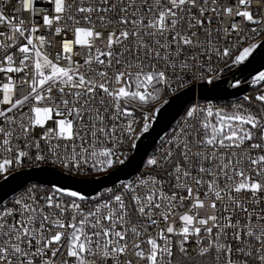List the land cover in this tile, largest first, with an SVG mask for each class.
I'll return each mask as SVG.
<instances>
[{"label":"snow or ice","instance_id":"snow-or-ice-1","mask_svg":"<svg viewBox=\"0 0 264 264\" xmlns=\"http://www.w3.org/2000/svg\"><path fill=\"white\" fill-rule=\"evenodd\" d=\"M12 2L0 74L29 91L0 84L2 181L25 165L130 166L162 96L215 90L264 43V0H46L39 18L37 0H14L28 22ZM252 85L230 109L189 106L134 179L0 199V264H264V71Z\"/></svg>","mask_w":264,"mask_h":264},{"label":"water","instance_id":"water-1","mask_svg":"<svg viewBox=\"0 0 264 264\" xmlns=\"http://www.w3.org/2000/svg\"><path fill=\"white\" fill-rule=\"evenodd\" d=\"M262 69H264V45H261L243 65L235 67L228 76L218 81L215 90H212L211 86H209L196 94L184 88L170 96L166 100L167 103L163 102L158 106L160 111L152 121L150 130L137 142L138 148L130 153V166L126 164L122 166L121 170L108 175L86 177L69 174L47 165L20 169L14 171L12 175L8 177L7 181L0 180V199L5 201L8 200L26 184L33 182L46 186L57 184L91 196L117 181L126 180L139 172L148 152L166 135L174 121L191 101L195 98L232 100L244 97V92L249 87V83H244V81L254 76ZM237 79L241 81L239 88L233 89L229 87L228 84L223 83L224 80L234 82Z\"/></svg>","mask_w":264,"mask_h":264},{"label":"built area","instance_id":"built-area-1","mask_svg":"<svg viewBox=\"0 0 264 264\" xmlns=\"http://www.w3.org/2000/svg\"><path fill=\"white\" fill-rule=\"evenodd\" d=\"M3 3V0H0V4ZM46 3V0H37V8H36V17L39 18L40 14H41V9L44 7ZM5 10L7 12V14L9 15H12V16H21L25 22H28L30 19H31V15L29 12L27 11H22V5L20 3H15L14 0L12 3L8 4V5H5ZM44 30L41 29V32H43ZM262 42H264V35H261V37L259 38ZM262 45H264V43H262ZM54 54V53H53ZM63 64V66L65 67H71L72 66V61H62L61 62ZM234 68H232L231 70L229 71H226L224 76L222 77V79H224L226 76H228L232 71H233ZM261 71H264V69H262ZM260 72V71H259ZM258 72V73H259ZM257 73V74H258ZM255 74V75H257ZM254 75V76H255ZM8 76H13L18 82H19V86L17 88V96L18 98L19 97H23L24 95H26L29 91V88H28V85L27 84H24L23 81L25 79L24 77V74L23 73H19V74H7V76L3 75V74H0V84H3V83H7L8 82ZM250 77L248 78L246 81H244V83H249V87L247 88V90L244 92V96L245 95H253L255 94V86L252 85V79L253 77ZM30 79V77H29ZM182 90V89H180ZM179 90V91H180ZM177 91V92H179ZM175 92V93H177ZM175 93L171 94V95H167L165 96L161 101H159L157 104H156V107H158L161 103H163L164 101H166L170 96L174 95ZM244 97H241V98H236V99H232V100H216V99H212V98H207V99H198V98H195L193 101H191L189 104H188V107L191 106L192 104L194 103H200V104H208V103H212V104H215L217 107H225V108H228L230 109L232 105L234 104H240V103H244V100H243ZM184 113L182 112L180 114V116L174 121V123L172 124V126L170 127V129L168 130V132L166 133V135L160 140V142L154 146L149 152L148 154L146 155V157L144 158L143 160V164H142V167L141 169L144 167V161L145 159L152 155L157 149L158 147L160 146V144L162 143V141L164 139H166L169 135H171V132L172 130L176 127V123L177 121H179L182 117H183ZM130 155V153H129ZM53 166L63 172H66V173H69L67 170H64V169H61L59 168L58 166H55V165H51V164H42L40 166ZM30 167H37L36 165H25L23 168H20V169H24V168H30ZM20 169H16L15 171L17 170H20ZM141 169L139 170V172L141 171ZM14 172V171H13ZM136 173L132 176H130L129 178H127L126 180H122V181H117L115 183H113L112 185L92 194L91 196H95L101 192H103L105 189L107 188H110V187H115L116 185H118L120 182H126L128 181L129 179H134L136 177L137 174ZM71 174V173H69ZM75 175V174H73ZM77 176H82V177H86L85 175H77ZM92 176V175H91ZM33 185H36V186H46V185H43V184H40V183H28L26 184L20 191H18L17 193H15L14 195H12L8 200H11V199H14L16 196H18L22 191H24L26 188L28 187H31ZM6 200V201H8ZM66 246V245H65ZM61 258H62V254H61ZM57 264H59V262H57ZM94 264H95V261H94Z\"/></svg>","mask_w":264,"mask_h":264},{"label":"trees","instance_id":"trees-1","mask_svg":"<svg viewBox=\"0 0 264 264\" xmlns=\"http://www.w3.org/2000/svg\"><path fill=\"white\" fill-rule=\"evenodd\" d=\"M165 96H167V95H164V96H162V98H161V100L165 97ZM160 100V101H161ZM158 103V102H157ZM188 108V105L185 107V109L183 110V113H185V110ZM144 170H146L144 167L141 169V171H144ZM100 175H103V174H93L92 176H100Z\"/></svg>","mask_w":264,"mask_h":264}]
</instances>
